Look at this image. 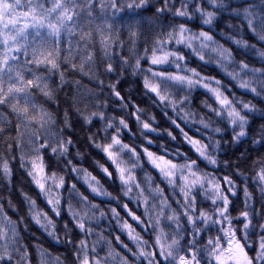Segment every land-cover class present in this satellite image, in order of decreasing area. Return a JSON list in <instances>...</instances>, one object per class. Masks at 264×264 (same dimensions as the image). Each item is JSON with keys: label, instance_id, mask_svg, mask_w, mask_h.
Here are the masks:
<instances>
[{"label": "snow or ice", "instance_id": "6c2138e0", "mask_svg": "<svg viewBox=\"0 0 264 264\" xmlns=\"http://www.w3.org/2000/svg\"><path fill=\"white\" fill-rule=\"evenodd\" d=\"M224 13L220 35L243 50L242 56H255L260 66L237 60L233 49L216 39ZM194 20L199 30L189 26ZM249 34L254 41L245 38ZM193 57L215 64L254 99L229 92L201 64L192 67ZM78 74L97 87L82 85ZM109 74L115 80L107 82L105 92L101 77ZM127 75L142 78L153 104L171 109L199 133L190 135L166 111L178 132L160 129L152 123L154 115L132 105L128 115L135 117L139 136L151 145L156 140L149 134L164 131L171 141L190 146L188 151L165 142L159 153L144 143L137 151L134 142H123L122 134L132 131L127 117L106 110L129 107L118 90ZM200 90L203 110L193 107ZM81 136L85 147L102 151L110 162L93 161L101 179L78 162L86 156ZM229 145H259L257 156L238 151L222 159L218 153L228 154ZM262 150L264 0H0V187L15 186L18 167L47 205L41 207L22 189V214L7 211H20L10 198L0 204V264H33V258L36 264H264ZM145 160L158 177L145 169ZM249 172L258 196L246 180L237 179ZM69 174L86 191L70 182ZM102 180L119 181L118 192ZM65 214L70 219L61 226L56 218ZM105 220L119 231L106 234ZM32 224L68 254L53 253L34 240L35 233L29 240L24 233ZM254 235L258 246L252 256L248 242Z\"/></svg>", "mask_w": 264, "mask_h": 264}, {"label": "trees", "instance_id": "16d2710c", "mask_svg": "<svg viewBox=\"0 0 264 264\" xmlns=\"http://www.w3.org/2000/svg\"><path fill=\"white\" fill-rule=\"evenodd\" d=\"M237 2H239V0H237ZM151 12H152V9L149 8L146 15H151ZM227 18H228V13H224V19L221 20L216 31L213 33L215 35L216 39L219 40L221 43L225 44V46L231 47L233 49L234 55L236 56L237 60H239L241 58H245L246 61H251L254 66H257V67L260 66L259 63H256L257 58L255 56L248 54V53H244V55L242 56L241 53L243 52V50L238 49L235 45L231 44V42L228 41L225 36L220 35V29L226 28L225 20ZM189 26L195 30H199L201 27L198 20L192 21ZM143 27L145 30L147 29V27H148L147 21H145ZM205 30H207L206 26H205ZM124 35L126 36V32L124 33ZM245 38L250 40V41H254V37H252L251 34L247 35ZM257 43H260V42L257 41ZM185 51L187 52V50H185ZM198 64H201L202 70L206 75L215 76L217 79H221L226 85H228L229 92L234 91L237 95L244 96L245 99H254L250 93H246L243 89H239V88L234 87V82H230L229 77H227L215 64L204 65L201 62H199L195 57H193L192 62H191V66L196 67ZM76 78L80 79L82 85H84L88 88L97 87V85L94 82H91L87 76H81L78 74ZM101 78L105 80L104 91L105 92L110 91L107 88V82L109 80H115V74H109L108 76L101 77ZM118 90L121 92V95L124 96L127 101H130L129 107L127 109L123 110V112L121 111V109L119 107H109L106 111L112 115H116V116L123 115V116L127 117L129 124H130V128L132 131L127 132V130H126L125 133L122 134L121 139L123 140L124 143L134 142L135 146L137 147V151H142V149L139 146L141 143H144V145L149 147L150 150L159 153V143L160 142L167 143L170 146V148L173 150L177 147L181 148L182 151H188L189 150L190 146H188L186 143L180 144L177 141H171L170 138L167 136V134L164 131L152 132L149 134L152 138H154L156 140V143L151 144V145H148L147 141H144L143 138L139 136V132L137 131V125H136L135 117L128 115V113L133 110L132 105H137L141 108L147 109V112L145 113L146 116L147 115H154L156 117V119L154 121H152L154 126H158L160 129L172 130L174 132V134H177V132H178V130L175 129V126L172 125L170 120L168 119V116H173L174 118H176L175 114L171 111V109H166L164 111H166L168 113V116H165L164 111H162L161 108L157 107L155 104L152 103V100L149 98V96L145 95V93H144L142 78H138V77L131 76V75H127L125 77H122L120 79V81L118 82ZM61 95H63V93H61ZM204 97H205V93L203 92V90H200V91L194 93L193 107L196 108L197 110H203L202 106L200 105V100L203 99ZM107 99L109 100L110 103H112V102L118 103V101L116 100L115 97L108 96ZM52 107H55V105H53ZM176 119H177L178 123H181V125L185 128V130L189 132L190 135L199 136V133L196 132L195 127L184 124L183 121H180L178 118H176ZM97 126H98V123H97ZM95 130H96V127L94 126L92 128V131H95ZM133 132H135L136 135H133L132 134ZM13 134H14V132H13ZM100 137H103V133L100 134ZM181 139H182V137L178 136V140H181ZM225 139H227V136L225 137ZM79 147H80L81 151H84L86 153V156L82 162H80V161H78V162L82 163V166L87 168L90 172H92L93 175H96L98 179H101L99 170L96 168L93 161L98 160V161H100V163L104 164L105 166H108L110 162L107 161V157L105 156V154L102 151L92 147L91 145L85 147V139L83 136L80 137ZM228 147L230 149L228 154L218 153V155H221L222 159H226V158H228V155H231V153H236L238 151H244L245 153L248 154L250 159H255L257 156L255 150L259 147V145H251V146L240 145L239 149H237L236 145H229ZM262 151H264V150H262ZM232 159L236 163H239V161L236 160L235 156H233ZM12 164L14 166L17 165V161L13 160ZM144 166H145V169L147 171L151 172L154 176L158 177V173L154 169H152L151 165L147 164L146 160L144 161ZM61 167H63V166L61 165ZM209 170L210 171H217V169H209ZM219 171L221 173H223L226 170H224L223 167L221 166ZM139 175L143 176L144 173L139 172ZM251 177H252V173L249 172L247 177L237 176V179L238 180H246L250 191H253L255 193V196H258L259 192H258V188H257V181L252 180ZM67 179L70 182H75L77 184V186L81 189V191H86V187L83 185V183L81 181L75 179V174H69L67 176ZM14 181H15V186L9 185L7 187H0V196L5 197V199H0V204L7 205V201L10 198L18 206H20L19 212H17L16 210H14L12 208H7V211L13 217H16V216L22 214V212L25 210V206L22 205L23 198L20 194L21 189L23 191L29 193L30 195H32L33 198L37 200V203L41 207H44L45 209H47L46 201L44 200V198L42 196H40L39 190L35 187L34 184H32L30 182V178L27 177L26 173L22 169H19L18 167H17L16 172H15ZM102 183H105V187H107L108 190L113 192L114 194H116L119 190V181H116L115 183H113L110 181L105 182L102 180ZM62 195H64V196L67 195L66 189L62 190ZM89 195H90V193H89ZM95 199L97 202H99L102 198L97 197ZM126 199L127 198H125V200ZM233 199L235 200L236 198L234 197ZM242 199H243V197H242V193H241V200ZM253 202L255 204V197H254ZM104 203L106 205L107 201H105ZM208 203H210V201H204L205 205H207ZM238 203H239V201H238ZM255 206L259 207V204H255ZM130 207L135 208V205L131 204ZM234 207H235V205H234ZM140 211H142V209H137L138 213ZM56 219L60 222V225L62 226L64 220H67L70 218L67 217V214H65V217L63 218V220H61V218H56ZM103 226L105 227L106 234L108 231H112V230L117 231V232L119 231L118 229L115 228L114 222L112 224H109V222L107 220H105V221H103ZM32 233H35L34 240L36 242L42 243L50 251H53V253L60 252V253H63L65 255L68 254L66 248L63 245L58 244L55 241H52L51 238H49L47 236V234L44 233L42 230H40L38 228V226H36L35 224H32L30 229L25 231L24 235L28 236L29 240H32L33 239ZM144 235H145V237H147L148 233H144ZM125 239H126V237H125ZM248 244H249V246H248L249 254L254 256L255 252L257 250V246H258V236H256V235L252 236V238L248 242ZM101 254L103 255V253H101ZM33 264H36L34 258H33Z\"/></svg>", "mask_w": 264, "mask_h": 264}]
</instances>
